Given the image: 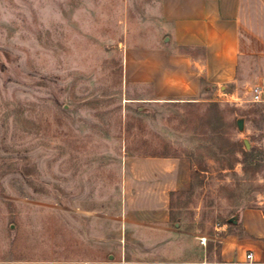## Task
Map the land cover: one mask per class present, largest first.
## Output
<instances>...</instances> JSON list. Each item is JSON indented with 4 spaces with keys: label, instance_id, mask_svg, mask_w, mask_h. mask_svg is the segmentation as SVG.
<instances>
[{
    "label": "rangeland",
    "instance_id": "374dc122",
    "mask_svg": "<svg viewBox=\"0 0 264 264\" xmlns=\"http://www.w3.org/2000/svg\"><path fill=\"white\" fill-rule=\"evenodd\" d=\"M140 1L0 0L1 255L57 253L69 241L76 255L86 212L118 215L122 160L141 153L190 161L171 216L197 235L264 208V57L241 58L234 80L203 100H145L148 86L124 78L154 33L139 22Z\"/></svg>",
    "mask_w": 264,
    "mask_h": 264
},
{
    "label": "crops",
    "instance_id": "0c3cea01",
    "mask_svg": "<svg viewBox=\"0 0 264 264\" xmlns=\"http://www.w3.org/2000/svg\"><path fill=\"white\" fill-rule=\"evenodd\" d=\"M140 3L139 22L154 33L137 56L129 54L124 78L148 86L145 100H203L204 93L234 80L241 58L264 57V0ZM120 168L118 215L86 212L87 225L75 231L76 255L67 254L69 241L57 253L48 247L29 258L0 254V264H201L242 262L247 253L261 258L262 207L241 208L237 222L218 226L213 236L197 235L183 218L172 220V195L190 184L188 159L148 152L124 157ZM198 237H208V248Z\"/></svg>",
    "mask_w": 264,
    "mask_h": 264
},
{
    "label": "built area",
    "instance_id": "2783aa9c",
    "mask_svg": "<svg viewBox=\"0 0 264 264\" xmlns=\"http://www.w3.org/2000/svg\"><path fill=\"white\" fill-rule=\"evenodd\" d=\"M251 93L253 96V100L257 101L259 100L260 97V93H261V89L257 86L253 87L251 89ZM201 244L205 243V238L201 239ZM243 263H247V264H264V250L262 252V256L260 259H256L254 258L252 253H247L245 255V260L242 262H225V261H211L208 262L206 260H204L201 264H243Z\"/></svg>",
    "mask_w": 264,
    "mask_h": 264
},
{
    "label": "water",
    "instance_id": "95a60500",
    "mask_svg": "<svg viewBox=\"0 0 264 264\" xmlns=\"http://www.w3.org/2000/svg\"><path fill=\"white\" fill-rule=\"evenodd\" d=\"M236 125H237V129H238L239 131H242V130H243V127H244V125H243V119H242V118L237 119V120H236ZM243 143H244L246 149H249V144L247 143L246 139L243 140ZM227 222H228V223L235 224V223L237 222V215H235V216L229 218V219L227 220Z\"/></svg>",
    "mask_w": 264,
    "mask_h": 264
},
{
    "label": "trees",
    "instance_id": "16d2710c",
    "mask_svg": "<svg viewBox=\"0 0 264 264\" xmlns=\"http://www.w3.org/2000/svg\"><path fill=\"white\" fill-rule=\"evenodd\" d=\"M229 224H231V223H229Z\"/></svg>",
    "mask_w": 264,
    "mask_h": 264
}]
</instances>
